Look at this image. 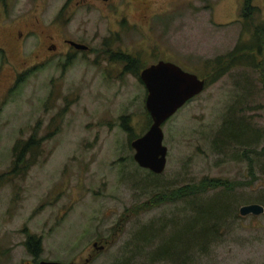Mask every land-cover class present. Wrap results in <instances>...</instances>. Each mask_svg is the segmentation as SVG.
<instances>
[{"label": "rangeland", "instance_id": "374dc122", "mask_svg": "<svg viewBox=\"0 0 264 264\" xmlns=\"http://www.w3.org/2000/svg\"><path fill=\"white\" fill-rule=\"evenodd\" d=\"M67 1L0 0V264H264V213L238 211L264 206V156L244 152L264 147L263 43L256 53L264 0H251L250 10L244 0H168L148 11L137 0H70L65 8ZM48 35L55 52L40 44ZM61 35L92 49L67 50ZM237 47L241 59L230 63ZM115 54L142 68L173 62L207 82L162 125L160 174L134 161L130 143L151 123L147 91ZM240 118L251 143L219 150L220 131ZM32 133L43 138L31 163L10 173L14 143ZM216 179L232 190L209 188ZM200 185L206 190L181 196L180 188ZM226 201L234 210L206 250L183 263L155 254L170 235L188 240L193 206ZM151 230L161 236L149 243ZM30 236L40 240L38 256L26 245ZM172 244L181 253L179 239Z\"/></svg>", "mask_w": 264, "mask_h": 264}, {"label": "trees", "instance_id": "16d2710c", "mask_svg": "<svg viewBox=\"0 0 264 264\" xmlns=\"http://www.w3.org/2000/svg\"><path fill=\"white\" fill-rule=\"evenodd\" d=\"M251 0H244V7L246 10H250V5L249 2ZM247 15L244 17L246 18ZM263 31L261 32V37H259L256 41V53L260 54V51L262 49V43L264 45V28L262 29ZM247 49V48H246ZM250 49V48H248ZM240 51L239 47L235 48V50L230 53L231 55V61L232 63L234 60H240L242 55H238V52ZM129 57V56H128ZM125 57L123 55H111L112 60H122L125 62V67L124 70L128 72H132L135 75H139L140 69L142 67H138V61L135 58L131 57ZM221 59H218L216 63H219ZM241 62V61H240ZM223 72H226L225 69L222 71L218 72V74L214 77V79L220 77ZM20 78V77H19ZM207 83V82H206ZM229 128H223L217 139L216 143H219L220 145L218 146L219 150L225 151L228 150L233 143L235 144H243L247 145L249 142L248 141V135L249 131L247 128V125L243 121V119H237V120H230ZM122 125L124 127V130L129 133V135H133L132 132V127L128 123V119H124L122 121ZM258 132V138L261 136L260 130ZM262 133V130H261ZM263 135V133H262ZM136 137V136H135ZM43 138V137H42ZM42 138H36V134L32 133L27 139L25 140H17L13 147H12V154H13V161H12V167L10 173H22L31 162L27 163L28 160L34 157V151L39 148L40 143L42 141ZM262 139V138H261ZM255 140V139H254ZM255 145L254 149L253 148H248L246 147L244 152L247 150L253 151L259 156H264V147L259 151V153L255 152ZM253 160V158H252ZM263 172H264V165H263ZM217 183H210L208 186L209 188H219V189H224V190H232L230 189L229 185L227 182L221 183L219 179H216ZM207 185H200V186H185L183 188H180L179 191L181 193V196L189 197L194 194V192L199 191V190H206ZM195 192V193H196ZM196 195V194H194ZM172 196V194H171ZM258 201L264 204V197H259ZM209 202V201H208ZM210 209V212H208ZM193 210L195 212V219L193 220V225L188 227L186 230H190L191 234L188 236V240H180L179 237L175 239L173 238L172 235L169 236V245L165 246V244H161L162 246L159 247L157 250H155V254H158L157 256L162 259L166 260H172L173 262L177 263H183L184 261L181 260L183 259L182 257L188 255L190 252L191 253H198L206 250L207 247L215 240L216 235H217V230H218V223L219 221H222L225 219V217L230 216L234 210L233 204L226 201V203H222L220 205H217V203H213L209 205L207 202H205L203 205H197L193 206ZM208 210V211H207ZM143 232L144 230H139L136 233V238L139 236L140 232ZM152 233L151 235L146 238L147 241L150 243L153 241L155 237H160L161 235L159 234L158 231H153L151 230ZM144 238H138L137 240H143ZM165 239V240H166ZM179 239V244L178 249H182L179 254H176V246L173 244L171 245V242L176 243L178 242ZM164 240V241H165ZM26 245L29 249V251L32 252L34 256H38V251L40 250V240L35 239L34 236H30L26 242ZM138 247V245H137Z\"/></svg>", "mask_w": 264, "mask_h": 264}, {"label": "water", "instance_id": "95a60500", "mask_svg": "<svg viewBox=\"0 0 264 264\" xmlns=\"http://www.w3.org/2000/svg\"><path fill=\"white\" fill-rule=\"evenodd\" d=\"M69 43L78 49H86V45L74 41ZM140 80L144 84L147 95L145 108L151 123L144 134L132 140L134 161L138 166L160 174L166 166L167 147L163 144L162 125L187 101L201 93L206 81L196 74L187 72L177 64L159 60L141 70ZM239 214L261 215L264 206L249 203L239 207ZM97 246V243H94ZM103 246L99 248L102 249ZM39 264H62L57 261H41Z\"/></svg>", "mask_w": 264, "mask_h": 264}, {"label": "flooded vegetation", "instance_id": "af4514ba", "mask_svg": "<svg viewBox=\"0 0 264 264\" xmlns=\"http://www.w3.org/2000/svg\"><path fill=\"white\" fill-rule=\"evenodd\" d=\"M100 1L107 3L109 0H76L75 5H76V7H78V6H86V7H88L93 2H100ZM137 1H139V3L141 4L142 8L145 11H148L151 8V6L154 5V3H157L159 1H168V0H137ZM69 3H70V0H68L65 3L64 7L65 8L69 7ZM150 18H151V16H147L145 14L141 15V19H143V21L146 22V23H150V21H151ZM22 34L24 36H26L23 32L18 31V37L22 36ZM52 39H53V36L48 35V36H45L44 40L40 41V44H41L42 48H44L45 51L55 52L57 50L58 46H57V44L55 42L52 41ZM69 41H74V42H77L79 44L86 45L87 48L86 49H78L75 46L71 45L69 43ZM60 43H62L61 45H63L67 50H71V51H74V52H76V51L87 52V51H90L92 49L87 44H85V43H83L81 41L73 40L67 35L66 36H64V35L60 36ZM123 56L128 57V55H123ZM144 68L145 67H143L142 69H144ZM141 70H140V72H141ZM140 72H139V75H140ZM139 78H140V76H139ZM93 246H94V244H93ZM94 247H97V246H94ZM102 249H103V247H102ZM72 264H74V263H72Z\"/></svg>", "mask_w": 264, "mask_h": 264}]
</instances>
